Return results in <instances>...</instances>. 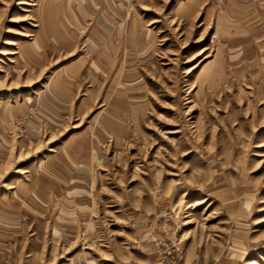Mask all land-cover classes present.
Here are the masks:
<instances>
[{
  "label": "rangeland",
  "instance_id": "obj_1",
  "mask_svg": "<svg viewBox=\"0 0 264 264\" xmlns=\"http://www.w3.org/2000/svg\"><path fill=\"white\" fill-rule=\"evenodd\" d=\"M0 0V264H264V0Z\"/></svg>",
  "mask_w": 264,
  "mask_h": 264
},
{
  "label": "crops",
  "instance_id": "obj_2",
  "mask_svg": "<svg viewBox=\"0 0 264 264\" xmlns=\"http://www.w3.org/2000/svg\"><path fill=\"white\" fill-rule=\"evenodd\" d=\"M254 1H256V0H254ZM257 1H259V0H257ZM202 2H208V0H190L189 1L190 8L191 9H197L199 7V5L200 6L202 5ZM217 2H219V1L217 0Z\"/></svg>",
  "mask_w": 264,
  "mask_h": 264
}]
</instances>
